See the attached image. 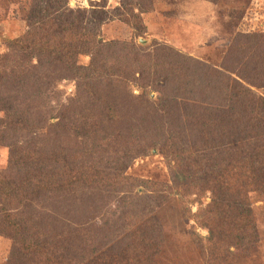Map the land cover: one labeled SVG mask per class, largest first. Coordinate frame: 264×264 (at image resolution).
Wrapping results in <instances>:
<instances>
[{"label": "rangeland", "instance_id": "rangeland-1", "mask_svg": "<svg viewBox=\"0 0 264 264\" xmlns=\"http://www.w3.org/2000/svg\"><path fill=\"white\" fill-rule=\"evenodd\" d=\"M63 1L44 14L80 17L83 26L95 31L106 44L100 71L110 70L121 80L114 86L119 108L123 115L145 117L140 124L130 121L129 127L121 122L118 128L127 130L122 139L146 152L127 157L125 147L118 146L115 135L109 136L101 124L100 104L78 78L55 67L42 68L38 58L12 48V41L24 37L32 26L41 25L35 22L39 18L36 11L48 0H0V73H8L12 81L0 82V93H20L17 101L21 103L19 122H12L18 116L0 111V125L10 131L11 139L0 142V169L8 167L12 153L47 157L53 151H66L78 160L80 169L71 171L68 166L60 172L73 176L83 172V176L94 177L109 162H117L118 170L105 177L118 175L117 182L126 177L123 186H116L126 191L121 195L145 197L136 201V213H124L127 208L107 191H93V198L75 191L66 197L68 201L64 196L58 200L44 196L38 201L39 211L55 212L58 217L52 218L62 225L84 227L96 243L108 237L107 233L113 237L132 235V227H141L148 216H156L161 249L153 259L142 258L134 264H264V182L243 177L247 169L241 154L234 158L224 154L227 159L221 162V174H226L214 171L202 179L198 187L204 189L201 195L186 196L176 188L177 168L173 171L159 150H147L153 141L169 135L167 128L159 131L149 120L156 109L165 110L170 98L178 105L173 113L180 114L179 121L186 126L190 105L203 102L214 84L217 97L211 106L225 103V91H230L225 87L235 81L246 84L264 100V0ZM112 43L114 48H108ZM91 57L80 55L78 64L88 66ZM215 79L218 82H213ZM143 102L146 108L139 114ZM85 122L90 124L89 138L77 134L79 128L72 129L74 124ZM236 124L243 127L242 121ZM138 180L147 184L139 186ZM224 194L232 196L213 207ZM239 202L251 209L248 222L246 214L240 213ZM142 206H148L144 217ZM190 209L202 212V222L189 215ZM218 211L223 215L216 217L218 221H203ZM238 233L245 236L240 246L233 244ZM13 247V239L0 234V264H8Z\"/></svg>", "mask_w": 264, "mask_h": 264}, {"label": "trees", "instance_id": "trees-1", "mask_svg": "<svg viewBox=\"0 0 264 264\" xmlns=\"http://www.w3.org/2000/svg\"><path fill=\"white\" fill-rule=\"evenodd\" d=\"M60 3L64 1L48 0L47 5L39 7L36 11L39 18L35 19V22L38 21L41 25L32 26L24 37L12 41V48H19L23 54L29 55L28 57L32 55L38 58L42 68L55 67L56 70L65 72L64 74L78 78L92 93L93 98L95 97L94 102L100 104L101 124L106 127L109 136L115 135L113 139L119 142L118 146L125 147L127 157L131 159L133 152L144 154L146 151L137 149L135 143L129 146L128 140L122 139L127 136V130L124 128L123 132L118 128L121 122L127 127L130 121H137L140 124L144 122L145 117L123 115L119 108L114 86L121 80L119 77L114 78L110 70L100 71V56L106 44L100 42V37L94 33L95 31L83 26L80 17L65 15L63 18L58 16L54 18L49 13L44 14L49 9H55ZM31 16L35 18V12H31ZM45 22L46 26L43 25ZM114 44H110L111 47L108 48H114ZM82 54H92L88 66L78 64V58ZM216 81L217 79L213 80ZM0 82L9 84L12 81L10 77L8 78V73H0ZM235 82L231 87L226 85L225 90L230 91H225V103L222 106H211L213 105L211 101L217 97L215 92L217 84L210 86V92L205 94L204 103L199 101L196 107L190 105L186 121L188 126L180 122V114L173 113L178 105H173L175 102L172 98L166 100L167 103L165 101L167 111L156 109L153 118L149 120L159 131L167 128L169 135L153 141L147 150H159L165 155L169 167L173 171L177 168L176 188L182 190L183 195H201L204 189L201 191L198 187L202 179H208L215 173L214 171L221 174L224 154H228L227 158L241 154L243 166L247 169L243 177L261 179L262 184L264 182V100L256 97L246 84L241 81ZM17 95H11L10 91L0 93V111L5 110V114L9 116H18L16 120L12 119V122L20 121L17 109L21 103L17 101L19 98ZM227 100L229 104L226 103ZM225 105L228 108H225ZM144 108L145 102L140 104L139 114ZM241 121L243 127L240 129L236 122ZM12 122H9V126L14 130ZM89 126L88 122L78 123L74 124L72 129L79 128L80 130H75L76 133H83L85 138H89L91 136ZM137 131H140V128ZM9 135L10 131L0 125V142L10 141ZM10 158L8 167L0 169V234L14 241L8 264H134L142 258L153 259L161 249L162 234L159 229L161 227L158 226L160 221L156 216H148L143 220L141 227L138 225L132 227L133 236L128 233L125 237H113L106 232L109 238L104 237L100 243H96L92 242L89 237L92 236L90 231L84 230V227L62 225L52 218L58 217L55 212L39 211L38 201L44 196H51L56 200L64 196L66 199L73 196L75 191H82L91 198L93 191L112 192L127 208L124 213L137 211L136 208L139 209V206L136 201H143L145 197L139 194L135 196L134 193L130 196L121 195L125 190L116 186H123L126 177L118 182L120 178L118 175L105 177L106 174L118 170L117 162H109L104 169L97 170L98 175L88 177L83 176V172L82 176L80 172L76 176L60 172L68 166L71 171L80 169L78 160L66 151H62L61 154L53 151L47 157L12 153ZM74 166L78 168L74 169ZM138 183L139 186L147 184L139 180ZM228 195L224 194L218 201H214L213 207L225 202ZM231 196L232 194L229 195ZM75 201L77 203L78 200ZM238 206L240 213L246 214L244 217L246 221L251 209L242 202H239ZM142 208L144 217L148 214L146 212L148 206ZM189 215L202 222L201 211L193 213L190 209ZM219 216L223 217L220 211L210 213L203 221ZM239 226L243 227L241 223ZM101 231L104 229L101 228ZM236 238L234 245L244 244V234L238 233Z\"/></svg>", "mask_w": 264, "mask_h": 264}]
</instances>
